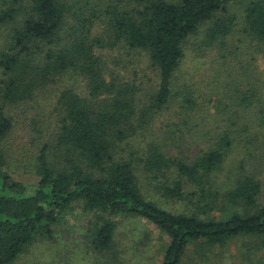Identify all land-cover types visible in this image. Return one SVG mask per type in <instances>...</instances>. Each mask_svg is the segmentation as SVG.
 Returning a JSON list of instances; mask_svg holds the SVG:
<instances>
[{
  "label": "trees",
  "instance_id": "obj_1",
  "mask_svg": "<svg viewBox=\"0 0 264 264\" xmlns=\"http://www.w3.org/2000/svg\"><path fill=\"white\" fill-rule=\"evenodd\" d=\"M263 172L264 0H0V264L73 205L99 264H121L118 218L168 237L161 264L237 240L264 264Z\"/></svg>",
  "mask_w": 264,
  "mask_h": 264
},
{
  "label": "rangeland",
  "instance_id": "obj_2",
  "mask_svg": "<svg viewBox=\"0 0 264 264\" xmlns=\"http://www.w3.org/2000/svg\"><path fill=\"white\" fill-rule=\"evenodd\" d=\"M20 5L25 8L28 6V0H20ZM191 56L186 59V66L193 62ZM261 63V62H260ZM262 64V63H261ZM45 111H52L53 98L42 103ZM40 120V119H39ZM42 120V119H41ZM20 131L16 133L12 141L13 147L22 150L25 142L19 140ZM31 141V139H30ZM30 144L27 138V145ZM259 154L262 151L259 150ZM11 154V153H10ZM29 154V156H28ZM16 159H12L13 177L26 185L36 182L35 175L32 174L30 161L32 155L29 149L24 155L17 154ZM264 178V172L260 175ZM161 204L173 213L184 212L185 208L181 203ZM92 216L85 214L79 205H73L59 217L58 223L53 227L54 243L46 241L34 242L23 253L14 264H30L33 257L41 262H49L57 258L55 263L62 264L66 259V264H99L101 258L91 253L83 242V233L87 227L88 221ZM114 251L120 255L121 264H161L164 250L169 242L168 237L149 222L139 218H118L115 219ZM249 244L247 241H231L226 247L218 250H212L209 254L208 262H201L198 256L193 252V246L186 252L184 264H250L248 258L240 255V244ZM244 252V251H243ZM42 253V254H41ZM257 255L253 263L256 264Z\"/></svg>",
  "mask_w": 264,
  "mask_h": 264
}]
</instances>
